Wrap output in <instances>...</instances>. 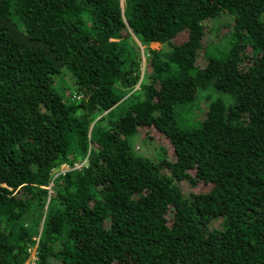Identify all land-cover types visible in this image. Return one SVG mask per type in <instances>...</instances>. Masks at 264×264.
I'll list each match as a JSON object with an SVG mask.
<instances>
[{"label": "trees", "instance_id": "trees-1", "mask_svg": "<svg viewBox=\"0 0 264 264\" xmlns=\"http://www.w3.org/2000/svg\"><path fill=\"white\" fill-rule=\"evenodd\" d=\"M36 237L33 264H264V0H0V264Z\"/></svg>", "mask_w": 264, "mask_h": 264}, {"label": "rangeland", "instance_id": "rangeland-1", "mask_svg": "<svg viewBox=\"0 0 264 264\" xmlns=\"http://www.w3.org/2000/svg\"><path fill=\"white\" fill-rule=\"evenodd\" d=\"M183 37H184V33H180V34H178L176 37H174L173 39H172V41L173 42H179L180 40H182L183 39ZM154 47H159V45L158 44H155L154 45ZM208 93L210 94V95H215V92L213 91V89H210L209 91H208ZM220 94H222V95H224V96H228V94H226V93H222V92H219ZM229 97V96H228ZM225 99L226 100H228V98L227 97H225ZM192 109H190L189 110V112H188V114H191L192 115ZM131 142H132V145H133V147L136 149V151L139 153V154H146L150 149H149V146H150V144L147 142V141H145L141 136H139V135H137V136H135V137H133L132 139H131ZM161 143H160V141L156 138L155 140H154V142H152V146H157V145H160ZM159 148V147H158ZM162 149V148H161ZM83 162V161H82ZM82 162H75L77 165H80ZM50 185H52V183H50ZM49 191L51 192V186H50V189H49ZM30 258V257H29ZM29 260V259H28ZM27 260V261H28ZM26 261V262H27Z\"/></svg>", "mask_w": 264, "mask_h": 264}, {"label": "built area", "instance_id": "built-area-1", "mask_svg": "<svg viewBox=\"0 0 264 264\" xmlns=\"http://www.w3.org/2000/svg\"><path fill=\"white\" fill-rule=\"evenodd\" d=\"M80 166H81V164H80V165H77V164H76V165L74 166V168H79ZM60 167H61V168L59 169V172H61V173H65L66 171L72 169V167H70V166L67 165V164H62ZM47 188L50 189L49 186H47ZM38 239H39V237H36V238H35V240H36V244L33 245V246L29 249V252H30V259H33V258H34V255H35V253H36V247H37Z\"/></svg>", "mask_w": 264, "mask_h": 264}, {"label": "clouds", "instance_id": "clouds-1", "mask_svg": "<svg viewBox=\"0 0 264 264\" xmlns=\"http://www.w3.org/2000/svg\"><path fill=\"white\" fill-rule=\"evenodd\" d=\"M35 254H36V253H35ZM29 257H30V255H29ZM29 257L27 258V260H28V259H29V260H28V261L26 260L27 262L25 261L24 264H33V261H34L35 258H36L35 255H34V258H33V259H30Z\"/></svg>", "mask_w": 264, "mask_h": 264}]
</instances>
